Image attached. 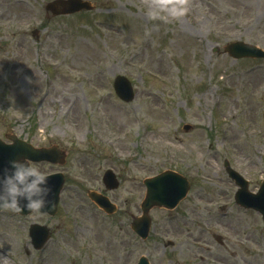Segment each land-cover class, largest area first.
<instances>
[{
	"label": "rangeland",
	"instance_id": "1",
	"mask_svg": "<svg viewBox=\"0 0 264 264\" xmlns=\"http://www.w3.org/2000/svg\"><path fill=\"white\" fill-rule=\"evenodd\" d=\"M51 1L0 0V139L58 146L65 164L37 165L68 179L53 216L0 212V264H264V222L235 204L225 170L251 193L264 179V60L223 53L235 40L264 49V0H186V14L167 20L146 14L156 0H85L92 10L56 18ZM117 76L133 85L130 103L114 94ZM109 169L120 182L110 192ZM166 170L189 192L173 211H150L141 242L129 225L142 182ZM91 190L117 214L104 216ZM32 224L51 236L42 250Z\"/></svg>",
	"mask_w": 264,
	"mask_h": 264
},
{
	"label": "water",
	"instance_id": "2",
	"mask_svg": "<svg viewBox=\"0 0 264 264\" xmlns=\"http://www.w3.org/2000/svg\"><path fill=\"white\" fill-rule=\"evenodd\" d=\"M60 6L62 11L59 12L57 7ZM81 9L90 10L91 6L88 2L81 0H67V1H56L46 6V10H50L53 14L60 13H72ZM227 51L235 56L236 58L242 56L251 57H263V54L259 51L253 50L247 46L236 43L229 47ZM114 89L119 96L125 102L131 101L132 94L129 83L121 77L115 79ZM189 128H185L187 130ZM12 141L11 145H5L0 142V172H2L7 166L10 160L22 159L28 157L34 162L47 161L51 163L61 162L63 159V153H57L52 149H34L28 144L17 140L15 137L9 138ZM229 176L240 186L241 190L237 194V201L244 207L253 208L259 211L264 220V181L260 186V190L256 195H247L246 183L236 174L231 171ZM104 183L109 188H115L117 183L114 180L113 175L107 172L103 178ZM62 178L60 175L48 177L47 187L50 189L46 197V204L43 209L39 212L53 214L56 211L57 195L62 185ZM147 192L144 202L141 205L142 217L134 219L131 224V229L136 232L141 239L147 236L149 227V218L147 217L148 211L154 207H165L171 209L184 197L188 186L184 179L177 176L172 172H165L160 176L144 182ZM90 198L95 201L100 207H102L107 213L114 211L113 207L108 204V201L99 195L90 194ZM245 198H248L245 200ZM29 210H21V214L29 213ZM30 235L32 237L33 245L36 249L41 247L47 239V235L37 226L30 228ZM37 236V237H36ZM138 264H147L145 259L141 258Z\"/></svg>",
	"mask_w": 264,
	"mask_h": 264
},
{
	"label": "clouds",
	"instance_id": "3",
	"mask_svg": "<svg viewBox=\"0 0 264 264\" xmlns=\"http://www.w3.org/2000/svg\"><path fill=\"white\" fill-rule=\"evenodd\" d=\"M186 0H156L147 11L150 19H178L186 14ZM166 14V15H165ZM48 177L28 157L14 159L0 172V210L38 212L44 208L50 189Z\"/></svg>",
	"mask_w": 264,
	"mask_h": 264
}]
</instances>
